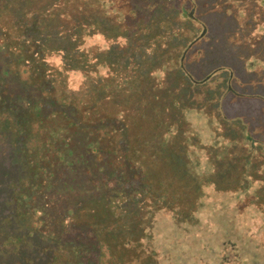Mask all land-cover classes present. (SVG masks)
<instances>
[{
    "label": "trees",
    "instance_id": "16d2710c",
    "mask_svg": "<svg viewBox=\"0 0 264 264\" xmlns=\"http://www.w3.org/2000/svg\"><path fill=\"white\" fill-rule=\"evenodd\" d=\"M87 8L86 0H0V227L10 218L15 228L21 205L28 212L52 219L44 249L51 264H115L113 244L103 243L96 225L79 223L77 216L86 210L89 220L102 219L111 240V235L119 236L115 230L118 224L135 219L130 211L138 207L136 214L151 216L148 204L172 202L186 178L188 187L192 185L200 197L196 209L184 217L189 221L175 217L180 226H185L182 231L196 224L204 227L207 239L216 226L200 224L196 214L201 212L197 206L202 205L205 194L201 185L208 179L194 171V166L201 165L194 163V151L197 146L201 151L211 149L209 160L216 175L234 172L235 181L224 182L226 186L210 179L220 188L232 191L258 181L261 185L253 186L264 189V128L263 148L261 138L254 134L257 127L244 129L241 120H235L240 138L224 135L223 140L206 145L193 130H181L184 120L192 125L182 114L187 108L178 99V89L165 115L161 96L167 98V93L158 91L163 88V80L162 85L158 81L156 92H151V102L147 103L146 93L141 91L142 87L147 90V83H154L158 70L163 71L152 66L158 58L155 47L137 42L134 31L122 30L108 17ZM182 67H186L184 63ZM127 82L140 88L135 101L126 95ZM177 112L181 113L179 122L175 119ZM228 118L226 115L224 119ZM153 139L161 144H154ZM177 139H183L180 144L184 152L179 155L184 158V166L177 157L172 158ZM261 150L263 161L256 162L252 152ZM166 155L174 161L169 164L174 171L166 172L171 176L163 178L160 169L163 171ZM152 177L157 185L149 182ZM171 177L180 180L173 194L168 192L163 198L164 184L169 180L172 184ZM261 192L257 200L239 199L243 206L232 211L235 217L254 209L253 202L264 201ZM157 195H162L163 201ZM101 208L104 217L112 221L96 217H100ZM126 216V221L122 220ZM235 219L246 228H242L243 234H248V219ZM36 234L30 232L28 237ZM7 236L16 238L11 234L0 238L6 240ZM230 241L221 244L218 259L205 257L200 259L201 264H231L224 255ZM230 243V253H236L237 264H241L244 250L237 242ZM15 252L27 254L18 263L30 264L38 249L22 245L15 246ZM0 264L14 263L3 260Z\"/></svg>",
    "mask_w": 264,
    "mask_h": 264
},
{
    "label": "rangeland",
    "instance_id": "374dc122",
    "mask_svg": "<svg viewBox=\"0 0 264 264\" xmlns=\"http://www.w3.org/2000/svg\"><path fill=\"white\" fill-rule=\"evenodd\" d=\"M86 4L89 6L88 11L92 10L108 17L122 30L134 31L133 36L137 42L155 47L158 58L154 65H151L162 68L163 71L158 70L155 73L154 83L146 84L147 90L145 87L141 88V91L146 93L147 103L151 102V92H156L159 88L158 81L162 85L163 80V88L158 90L163 94L167 93V98L161 96L165 102L163 115L173 106L175 89L179 91L177 96L181 104L187 108L182 114L185 119L189 118L192 127L184 120L182 125L180 123L181 130H193L197 139L206 145L223 140L224 135L240 138L241 135L235 130V120H241L240 125L244 129L257 127L254 134L256 138H261L260 146L263 148L261 128H264V0H86ZM144 39L146 42H143ZM183 63L185 68L182 67ZM187 75L193 79H189ZM139 90L135 83L127 82L128 99L133 96L135 101ZM179 114L181 115L177 112L175 117L178 122ZM226 115L229 116V121L224 119ZM171 120H174V117ZM182 140L177 139L172 158L177 157L183 165L184 158L179 155L184 152V145L180 144ZM156 141L161 144L156 139L154 144ZM201 150L202 147L197 146L193 153L194 163L201 164L193 169L208 179V182L201 185L205 194L202 205L197 206V210L201 212L196 214L201 218L200 224L210 222L216 226L207 239H204V227L198 228L196 224L191 226V229L182 231L185 226H180L181 222L178 223L175 217L183 222L189 221L188 217H184L196 209L200 197L192 185L188 187L186 178L180 182L183 183L182 191L178 188L176 190L181 191L177 192L179 196L174 200L173 196L170 197L169 200L173 201L169 204L173 203L172 205L165 202L156 205L151 202L148 205L153 214L149 216L147 213L144 218L142 214L135 213L139 209L136 207L134 211H130L135 215V219L126 224H118V229L115 230L119 236L111 235V240L106 236L105 225L101 224L102 219L89 220L86 210L77 216V222L96 225L95 230L102 242L113 244L115 264H163V258L164 264H201L200 259L205 257L218 259L221 244L230 240L232 243L237 242L240 249L244 250L245 256L241 264H264V201L253 202L254 209L246 210L240 217H235V213H232L237 210V206H243L239 199L245 202L247 198L255 197L257 200L264 189L254 187L261 185L258 181L254 182V186L242 189L235 187L232 191L220 188L226 186L224 182L235 181V174L233 172L216 175L215 167L209 160L212 157L211 149L206 147ZM252 153L255 154L256 162L263 161L262 150ZM166 156L167 159H164ZM166 156L163 157V171L160 169L163 178L171 176L166 172L174 171H171L173 166L169 167L174 161L169 155ZM243 178L245 176L240 179ZM171 179L172 184L170 180L164 184L163 198L168 192L173 194V189L179 182L177 180H180H175L174 177ZM210 179L220 181V186L211 183ZM152 181L154 185L158 184L154 177L149 182ZM248 188L249 190H244ZM156 198L163 201L162 195H157ZM204 202L208 205L203 204ZM178 209L180 210L177 211ZM18 212L20 215L17 214L15 218V228L7 217L6 225L0 227V236L11 234L16 237L10 238L11 240L8 236L6 240L2 239L3 236L0 238V263L6 260L21 264L18 262L27 254L14 253V247L28 245L31 249L34 246L38 249L30 264H38L39 261L42 264H51L50 255L44 250L47 243L45 240H49L45 236L52 231L50 216L28 212L21 205ZM104 212L101 208L100 217H96L112 221L104 217ZM127 217L122 220L126 221ZM235 218L242 222L248 219V234H243L246 228L239 225ZM242 228L245 230L242 231ZM36 231L35 236L28 237L30 232ZM11 242H14V245L9 244ZM230 242L228 247L233 249ZM229 248L224 251V255L227 260H231V264H237L236 253H230ZM107 253L111 254L110 249ZM240 254L242 257L243 254ZM209 262L214 264V261Z\"/></svg>",
    "mask_w": 264,
    "mask_h": 264
},
{
    "label": "crops",
    "instance_id": "0c3cea01",
    "mask_svg": "<svg viewBox=\"0 0 264 264\" xmlns=\"http://www.w3.org/2000/svg\"><path fill=\"white\" fill-rule=\"evenodd\" d=\"M165 263V260H164V258H163V264Z\"/></svg>",
    "mask_w": 264,
    "mask_h": 264
}]
</instances>
